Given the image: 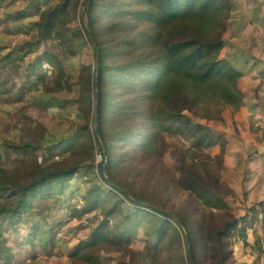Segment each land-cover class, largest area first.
<instances>
[{
    "label": "trees",
    "instance_id": "16d2710c",
    "mask_svg": "<svg viewBox=\"0 0 264 264\" xmlns=\"http://www.w3.org/2000/svg\"><path fill=\"white\" fill-rule=\"evenodd\" d=\"M83 3L29 0L5 16L26 19L35 36L0 64L16 73L32 48L40 52L8 109L12 135L0 142V264H16L27 244L34 260L53 254L59 224L47 199L67 219L93 218L70 262L191 264L190 246L193 264H236L234 246L248 245L264 208L232 206L240 167L224 158L227 120L235 124L243 98V74L221 54L237 4L87 0L80 19ZM12 92L0 82V103ZM76 197L81 206L70 203Z\"/></svg>",
    "mask_w": 264,
    "mask_h": 264
},
{
    "label": "crops",
    "instance_id": "0c3cea01",
    "mask_svg": "<svg viewBox=\"0 0 264 264\" xmlns=\"http://www.w3.org/2000/svg\"><path fill=\"white\" fill-rule=\"evenodd\" d=\"M233 2L237 8L230 17L221 54L242 72L243 98L242 107L234 116L235 124L227 120L228 142L224 158L228 167H240L236 171L239 187H234H237L238 198L245 199L242 201L245 206L264 200V0ZM245 169L249 171L247 178ZM68 249L59 258L66 259ZM28 253L29 248L23 253L18 250L16 264H26ZM41 254L36 259L58 258L52 257L55 252L45 256L47 258ZM234 256L236 264H264V208L248 229V245L236 242ZM29 259L32 261L30 256Z\"/></svg>",
    "mask_w": 264,
    "mask_h": 264
},
{
    "label": "rangeland",
    "instance_id": "374dc122",
    "mask_svg": "<svg viewBox=\"0 0 264 264\" xmlns=\"http://www.w3.org/2000/svg\"><path fill=\"white\" fill-rule=\"evenodd\" d=\"M28 1L29 0H0V45L5 46V48L0 51V57L1 55L6 54L8 51L17 52V50L23 48L22 46L26 41L32 40L34 38L35 32L28 28V26L26 25V19L13 21L5 18V16L9 12H13L25 7L28 4ZM82 12L83 9L80 7V19ZM238 38L239 36L237 37V39ZM236 50L237 52H240V50L237 48V45ZM39 52L40 48H38L37 50L35 48H32V51L25 56L24 63L22 64L20 70L16 73L13 72L12 65L10 63H6L5 61H3V63L0 64V82L7 83L8 86H12L13 88V92L10 95L2 96V100L0 103V142L4 138L10 137L12 135L13 129L9 122L10 115L8 114V109L10 105L17 104V102H15V100L17 99V95L23 90L24 87H27L32 82V76L27 68V62L35 60L39 56ZM27 112L32 117L44 122L46 125L52 124L51 120L44 113H41L34 109H28ZM5 156L6 154L2 151V148L0 146V164L3 163ZM95 157L96 162H99L101 160L100 154H96ZM150 163L151 162H148V164ZM235 178L236 176L234 175L231 182H233ZM78 182L82 183L87 181L78 180ZM234 185H237V187H239L237 179L235 180ZM63 202L64 201L62 199L61 203ZM70 203L73 204V206H81L82 204L81 200L78 197L72 199ZM230 203L233 207L238 208L240 212H243L244 208L250 205L248 204L244 206L243 202L239 198H236L232 201L230 200ZM43 207L48 209L49 213L52 214V216L49 218L50 222L59 224V227H56V230L54 231L57 233V242L55 246L56 249L54 251L55 255L52 256L58 258L57 260H44L39 257L35 261H33L34 259L31 258V260L33 261L32 262L29 259V256L31 257V252H29L28 262L26 264H78L70 262L67 258L65 259L64 257L59 258V256H63L64 252H66V250L70 248L71 245L78 239L86 238L88 236L89 226L90 224H92L91 220L93 218L90 219V215L87 214L83 217L82 220H76L72 217L67 219L62 211L57 209V206L54 204V201L52 199H47L43 203ZM133 246L140 248L141 243L135 242ZM28 248V244L24 245V248L21 249L22 253L25 249ZM103 255L106 256L108 255V253L103 252ZM41 256H43V258H47L43 253L41 254ZM63 259H65V261L62 263Z\"/></svg>",
    "mask_w": 264,
    "mask_h": 264
},
{
    "label": "water",
    "instance_id": "95a60500",
    "mask_svg": "<svg viewBox=\"0 0 264 264\" xmlns=\"http://www.w3.org/2000/svg\"><path fill=\"white\" fill-rule=\"evenodd\" d=\"M86 3H87V0H84V3H83V12L86 10ZM83 26H84L83 28H84V30L87 32V34H90V33H89V30H88V28H87V25L84 24ZM92 43H93L94 51H95V54H96V63H97V65H98V62H99V60H98V50H97V48H96V43H95L94 39H92ZM96 78H97V77H96ZM96 78H95V81H94L95 86L97 85ZM97 106H98V104H97V102H96V103H95V120H94V121H95V122H94V127H95V128H97ZM106 180H107L110 184H112V181L109 179L108 176L106 177ZM157 210L163 211V210L160 209V208H157ZM188 243H189V242H188ZM188 249H189V252H188L189 260H190V263L193 264L192 253H191V250H190V246H188Z\"/></svg>",
    "mask_w": 264,
    "mask_h": 264
},
{
    "label": "built area",
    "instance_id": "2783aa9c",
    "mask_svg": "<svg viewBox=\"0 0 264 264\" xmlns=\"http://www.w3.org/2000/svg\"><path fill=\"white\" fill-rule=\"evenodd\" d=\"M97 170L100 171V172L103 171L101 167H98Z\"/></svg>",
    "mask_w": 264,
    "mask_h": 264
}]
</instances>
